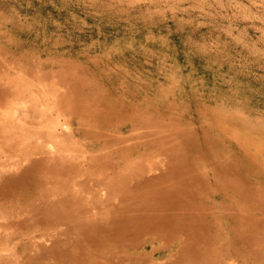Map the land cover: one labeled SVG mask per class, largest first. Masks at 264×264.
I'll use <instances>...</instances> for the list:
<instances>
[{
  "label": "rangeland",
  "instance_id": "obj_1",
  "mask_svg": "<svg viewBox=\"0 0 264 264\" xmlns=\"http://www.w3.org/2000/svg\"><path fill=\"white\" fill-rule=\"evenodd\" d=\"M42 1L30 15L0 0V224H14L0 225V264H264V106L222 86L264 99V0ZM161 168L177 204L144 212V176ZM93 177L101 197L139 204L123 214L131 240L106 246L100 222L62 223L46 203Z\"/></svg>",
  "mask_w": 264,
  "mask_h": 264
},
{
  "label": "bare ground",
  "instance_id": "obj_2",
  "mask_svg": "<svg viewBox=\"0 0 264 264\" xmlns=\"http://www.w3.org/2000/svg\"><path fill=\"white\" fill-rule=\"evenodd\" d=\"M13 122V121H12ZM49 133V132H48ZM50 134V133H49ZM22 137V136H21ZM62 137V136H61ZM59 139V138H58ZM38 140V139H37ZM36 141V140H35ZM60 141V140H59ZM19 144V143H18ZM46 146V145H45ZM48 148V147H46ZM54 155V154H53ZM52 156V155H51ZM81 157V156H80ZM48 158V157H47ZM76 158V157H75ZM57 160V159H56ZM45 161V160H43ZM52 161V160H51ZM61 161V160H60ZM164 161V160H163ZM47 162V161H46ZM54 162V161H52ZM169 163V162H168ZM166 163V165L168 164ZM171 164V162H170ZM183 164V163H182ZM63 165V164H62ZM66 166V165H65ZM172 166V164L170 165ZM184 166V164H183ZM111 167L113 168V165H111ZM1 169V168H0ZM168 169L172 170L171 167H169ZM49 170V169H48ZM76 170V169H75ZM149 169H147L146 171H148ZM156 170V169H155ZM50 171V170H49ZM150 171H151V168H150ZM148 171V172H150ZM154 171V170H153ZM186 173H185V179L187 180V182L194 185V188L197 189V190H205L206 188V180L208 178V180L210 181L209 179V175L207 174L204 175L202 173H199L197 170L195 169H185ZM148 172H145V173H148ZM157 172V171H155ZM166 172V169H159V171L157 173H154L148 177L145 178L144 176V180H146L148 183H151L149 189L152 191V193L154 194L151 198H150V202L149 204H142L141 205V208L143 209V211H147V210H152L153 212H155V210L159 207V206H162L161 207V210H164L166 209L167 206L169 205H172V204H177V202H175L173 200V197H171L172 194H174V188L171 187V182H168V184L164 185V187L162 186V183L165 182V178L167 177L166 174L163 175L164 173ZM52 173V172H51ZM97 173V172H96ZM112 173V171H111ZM167 173V172H166ZM98 175H102V171H99V173H97ZM151 174V173H150ZM169 174V173H168ZM62 175V174H61ZM97 175V177H98ZM56 176V175H55ZM60 176V175H59ZM143 177V175H141ZM166 176V177H165ZM206 176V177H205ZM61 177V176H60ZM102 177V176H101ZM135 177V176H134ZM137 177V176H136ZM213 177H215V172L213 174ZM172 178H174L172 176ZM171 178V179H172ZM64 179H65V176H64ZM83 181L85 178H81ZM90 179V178H89ZM93 179V183L90 184V187L89 185H86L84 182H80L78 180H74V184H72V188H71V191H69V193H66V194H61V193H57L56 194V199H54L53 201H48L46 202L48 205H53L54 207H57L59 210H58V218H59V221L60 222H65V219L67 216H65V212H69L70 215H75V217H78L79 215H82V213L86 212V215H85V218H84V221L89 224V225H93L96 224V222H100L97 223L96 226H98V228L100 229V231H102V233L105 235V237L108 238V242L105 241V244L107 246V244H115V245H120L123 243L124 241V238L128 239V240H131L134 235L136 234V231H134V229H131V226L127 225L126 224V219L123 217V214L124 212L125 213H128L127 215H129V218L131 220H133L134 218H136L135 214L139 211L138 208H136L135 206H138L139 204L135 203L134 200L132 199L131 196H128L126 197V199H128L130 197V200L126 202V205L125 207H123V203L121 204V206L119 207V202H116V201H109L111 198L110 196H107L106 198L105 197V194H104V197H101L100 196V190L101 188H97L95 186V184H103V181H98V182H95V177L92 178ZM141 179V178H140ZM184 180V179H183ZM185 180V181H186ZM63 181V180H61ZM64 182V181H63ZM145 182V181H144ZM89 183V182H88ZM111 188H112V192L114 193L113 194V197L114 198H117V193L114 191V189L116 191H118V183L119 181H117V179H112L111 180ZM177 183V181H176ZM183 183V181H182ZM145 183H143L144 185ZM76 185V187H75ZM147 185V184H146ZM70 188V187H68ZM66 188V190L68 189ZM139 188V186H138ZM83 190H87L88 192H90V196H87V197H84L83 199ZM159 190H163L164 192L161 193L162 195H156V191H159ZM103 193V192H102ZM83 195V196H82ZM41 196V195H40ZM67 197H69V199L67 200ZM123 197V196H122ZM125 198V197H124ZM205 198V197H204ZM122 199V198H121ZM125 199V200H126ZM133 200V201H132ZM182 202H186V201H183ZM98 204H101L100 207H101V214L98 215V209L96 208L98 206ZM125 204V203H124ZM40 205V204H39ZM38 205V207H39ZM70 206L68 209L67 208H64V209H67V210H64L62 209V207L64 206ZM37 207V209H38ZM77 208V209H74L73 208ZM115 207H119V209L117 210ZM123 207V208H122ZM35 208V207H34ZM112 208L116 209V211H112L113 210ZM182 208H186L185 205H182ZM207 208V206H206ZM97 209V210H96ZM123 210V211H122ZM160 211V210H159ZM196 212V211H195ZM115 213L116 216H113L112 214ZM99 216V217H98ZM176 218V216H175ZM260 220V219H259ZM2 223L4 222L3 226L2 224H0L2 226V230L3 229H6L5 225H9V224H5V222L7 223H10L9 226H11V222L9 221H4V220H1ZM150 223V222H149ZM20 224V223H19ZM19 224H17L18 226H20ZM119 224H124V228L123 230L125 231L124 233H120L119 232V229H116L117 226ZM211 224V223H210ZM14 225V224H13ZM83 225V223H82ZM127 225V226H126ZM152 225V224H151ZM123 226V225H121ZM67 227V225H66ZM93 227V226H92ZM8 228V227H7ZM64 229V228H63ZM96 229V227H95ZM93 229V230H95ZM74 230V229H73ZM66 231H69V228H66ZM65 231V232H66ZM64 231H62L63 233ZM64 232V234H65ZM92 232V231H91ZM8 233V232H7ZM99 233V232H98ZM6 234V233H5ZM11 234V233H10ZM13 234V233H12ZM67 234V233H66ZM95 234V232H94ZM9 235V234H8ZM92 235V234H91ZM66 236H69V235H66ZM70 237V236H69ZM72 237V236H71ZM103 237V239L105 238ZM156 237V236H155ZM237 237V236H235ZM63 238V237H62ZM71 240V238H69ZM153 239V238H152ZM45 241V240H44ZM1 243H4V242H1ZM54 243H57L56 246L59 245V243H61L59 240H56L54 241ZM68 243V242H67ZM71 243V242H70ZM145 243H147V240H144L142 242L139 243V245H144ZM72 245V244H70ZM130 245V244H129ZM128 245V246H129ZM2 246V245H0ZM78 246V244H77ZM111 246V245H110ZM110 246H108V249H110ZM3 247V246H2ZM0 247V248H2ZM66 248V247H65ZM95 249V248H94ZM58 251V250H57ZM60 252V250L58 251ZM57 252V253H58ZM1 253V252H0ZM1 254H4V253H1ZM0 256L2 257L3 255ZM74 254H77V252L75 253L74 251ZM79 255V254H78ZM9 256V255H8ZM77 256V255H76ZM91 256V255H90ZM5 257V256H4ZM79 257V256H78ZM82 257V256H81ZM103 257V256H102ZM101 257V258H102ZM79 259V258H78ZM81 259V258H80ZM95 259V258H94ZM143 259V258H141ZM76 261V260H75ZM84 261V260H83ZM74 262V261H73ZM110 258H106V255H104L103 257V260L101 262H99L100 264H112V262L110 263ZM5 263V262H4ZM65 263V262H64ZM84 263V262H83ZM95 263V261H94ZM97 264V263H96ZM151 264V263H149ZM173 264H178L177 262H174ZM229 264V263H228Z\"/></svg>",
  "mask_w": 264,
  "mask_h": 264
},
{
  "label": "trees",
  "instance_id": "obj_3",
  "mask_svg": "<svg viewBox=\"0 0 264 264\" xmlns=\"http://www.w3.org/2000/svg\"><path fill=\"white\" fill-rule=\"evenodd\" d=\"M1 1L3 2L4 0H1ZM41 2H43V1L42 0H40V1L39 0H13V3H12L13 7H11V8L16 9L20 13L27 12L31 15V14H35V12H37V6L38 5L40 7H43L44 9L46 8V7H44L45 5H43V4L40 5ZM2 8H6V7L3 6ZM11 8H9V10ZM1 29L4 30L3 32L9 31L12 34L18 35V36H20L23 39H26L28 41L33 40V38L35 37L34 33L29 32L27 30L22 31L19 28H17L16 26H13L10 24L3 25L1 27ZM2 37L4 38V35H2ZM6 49L11 50V51H15L17 48L12 46L11 49H9L8 47H6ZM188 67L191 70V72H193L195 74V76H206V74H207L201 63H198V64L190 63V64H188ZM221 84H225V83H221ZM222 86L227 87L226 89L231 92L232 100H236V101L240 102V104L243 105L244 107L249 106L250 109H253V108L256 109V108H260V107L264 106V99L263 98H256L257 96H255V94H253V93H255V91H253L252 89L248 90V92L246 94H244L242 91H240V89L238 87H236L234 85L225 84ZM207 87H208V89L209 88L213 89L210 86H205V88H207ZM244 89H247V88H244ZM208 91L213 92L210 90H208ZM255 109H253V110H255Z\"/></svg>",
  "mask_w": 264,
  "mask_h": 264
}]
</instances>
